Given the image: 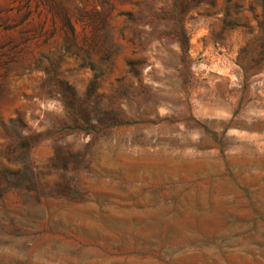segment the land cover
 Instances as JSON below:
<instances>
[{
	"label": "rangeland",
	"instance_id": "obj_1",
	"mask_svg": "<svg viewBox=\"0 0 264 264\" xmlns=\"http://www.w3.org/2000/svg\"><path fill=\"white\" fill-rule=\"evenodd\" d=\"M237 100L264 0H0V264H264V194L176 161Z\"/></svg>",
	"mask_w": 264,
	"mask_h": 264
},
{
	"label": "crops",
	"instance_id": "obj_2",
	"mask_svg": "<svg viewBox=\"0 0 264 264\" xmlns=\"http://www.w3.org/2000/svg\"><path fill=\"white\" fill-rule=\"evenodd\" d=\"M238 100L232 109L219 113L194 114L190 131L181 129L176 136L189 144L176 146V161L213 164L218 176L206 178V186L222 183L227 195L264 194V115L239 110ZM261 112L264 113V106ZM189 133V134H187ZM200 170L207 171V168ZM210 170V169H209Z\"/></svg>",
	"mask_w": 264,
	"mask_h": 264
}]
</instances>
